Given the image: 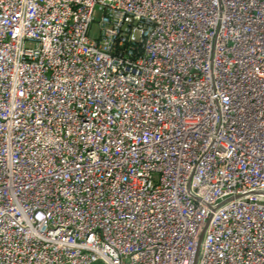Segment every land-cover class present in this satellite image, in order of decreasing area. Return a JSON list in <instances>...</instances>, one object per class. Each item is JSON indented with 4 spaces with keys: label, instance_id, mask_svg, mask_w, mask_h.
<instances>
[{
    "label": "built area",
    "instance_id": "obj_1",
    "mask_svg": "<svg viewBox=\"0 0 264 264\" xmlns=\"http://www.w3.org/2000/svg\"><path fill=\"white\" fill-rule=\"evenodd\" d=\"M0 264H264V0H0Z\"/></svg>",
    "mask_w": 264,
    "mask_h": 264
},
{
    "label": "rangeland",
    "instance_id": "obj_2",
    "mask_svg": "<svg viewBox=\"0 0 264 264\" xmlns=\"http://www.w3.org/2000/svg\"><path fill=\"white\" fill-rule=\"evenodd\" d=\"M137 36V35H136Z\"/></svg>",
    "mask_w": 264,
    "mask_h": 264
}]
</instances>
